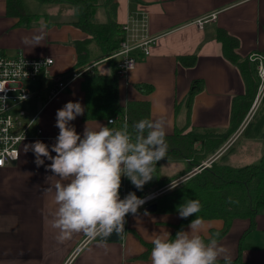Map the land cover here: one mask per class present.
Returning a JSON list of instances; mask_svg holds the SVG:
<instances>
[{"label": "crops", "instance_id": "crops-1", "mask_svg": "<svg viewBox=\"0 0 264 264\" xmlns=\"http://www.w3.org/2000/svg\"><path fill=\"white\" fill-rule=\"evenodd\" d=\"M91 1L97 6L94 20L106 22L107 0ZM25 2L29 5L31 0ZM111 2L116 7L117 24L122 26L130 20L134 24L136 21L138 24L144 22L146 34L158 38L148 56L140 50L133 51L137 60L133 70L126 76L117 74L121 107L127 110L131 101H148L151 119L165 120L166 135H173L177 129L185 133L212 134L213 137L227 132L234 99L245 93L246 86L238 66L224 57L222 44L217 39L218 32L225 30L239 40L236 52L242 58L252 53L264 54V0ZM35 14L38 17L31 23L19 25L18 18L7 14V0H0V55L16 57L22 53L54 60L53 65L37 77L40 80L36 81L35 96L31 99H35V103L28 111L25 110L29 117L37 115V124L31 135H35L37 127L42 130V135L23 142L18 160L0 168V264H151L152 248L148 250L145 244H152L156 233L167 231L172 235L181 220L179 214L146 212L145 207H140L137 214L129 213L125 217L119 241L107 244H101L99 238L89 240L82 233L60 243L56 238L58 230L50 226L56 204L54 191L46 192L45 189L54 186L58 177L46 170L51 161L44 158L45 164L37 167L34 153L31 150L26 152L24 146L40 140L51 150L59 134L55 126L56 112L69 101H78L84 108L83 115L71 122L81 136L86 126L96 129L98 123L111 129L114 127L108 119H84L86 102L82 71L74 73L76 77L64 91L46 100L53 79L68 76L77 64L75 43L92 37L74 25L77 18L71 7L47 3L44 12ZM212 14L216 15L215 20H209ZM204 18H208L206 23L199 27L197 20ZM42 22L47 24V35L41 45L33 48L22 43L23 37L36 34ZM89 48L95 54L90 66L103 75L117 73L119 57L107 59L95 43ZM193 56L196 63L191 67L182 65L178 60L179 57ZM254 75L258 84L255 72ZM199 80L202 81V88L194 95L190 105L188 97L192 83ZM141 84L152 86V91L143 93L139 88ZM44 91L46 96L42 95ZM37 99L42 100V105ZM245 117L216 150H211L210 144H203L202 141L194 144L197 155L203 158L200 164L223 161L232 167H242L264 158V119L253 130L250 124L242 127ZM51 154L55 156V153ZM172 163L182 165L167 175L166 170L172 168ZM189 167L190 161L186 159L158 162L154 172L157 180L144 185V196L162 192L168 184L187 178L197 166L190 171ZM160 181L167 183L160 186ZM201 222V235L205 238L210 237L212 231L224 227L220 219ZM188 226L184 231L189 230ZM250 226L249 219H236L228 233L219 240L229 249L232 263L241 255L243 264H264V210L256 216L254 229L249 230ZM219 264H224L223 260Z\"/></svg>", "mask_w": 264, "mask_h": 264}, {"label": "clouds", "instance_id": "clouds-1", "mask_svg": "<svg viewBox=\"0 0 264 264\" xmlns=\"http://www.w3.org/2000/svg\"><path fill=\"white\" fill-rule=\"evenodd\" d=\"M46 29L47 24L42 22L36 34L23 37L22 43L33 48L41 45ZM83 113L80 102H67L56 112L59 134L51 150L40 140L24 149L34 153L37 167L45 164L44 158L51 161L46 170L58 177L54 186L45 189L54 191L56 209L50 226L58 230L57 241L63 243L82 233L89 240L99 238L101 244H107L105 238L114 231L120 236L125 217L137 214L146 202L135 192L121 199V178L127 177L138 190L152 180L157 163L168 152L166 122L162 118L142 119L133 125L134 134L127 124L111 129L97 123L96 129L86 126L81 136L71 122ZM200 208L198 200H188L177 207V212L186 219L195 216ZM188 227V231H178L175 237L167 231L156 233L151 264H219L221 260L232 264V255L220 244L219 233L202 236L200 219L192 220Z\"/></svg>", "mask_w": 264, "mask_h": 264}, {"label": "trees", "instance_id": "trees-1", "mask_svg": "<svg viewBox=\"0 0 264 264\" xmlns=\"http://www.w3.org/2000/svg\"><path fill=\"white\" fill-rule=\"evenodd\" d=\"M48 4H61L71 7L75 11L77 18L74 25L88 33L92 38L75 43L78 53V62L72 68L68 76L82 71L85 78L83 90L85 93V115L86 120L109 119L112 117L119 120V127L124 114L127 115V125L130 133L134 134L133 125L142 119H151L150 103L148 101H131L127 110H124L119 103L117 88V73L113 75H103L95 67L90 66L94 53L89 46L92 43L101 47L106 57L116 52L123 40L121 26L115 20L116 7L111 0H107L108 19L106 22H96L94 14L96 4L91 0H36ZM7 14L19 19V25L29 24L35 20L36 15L25 0H7ZM218 41L222 44L224 57L231 63L238 66L245 83V93L234 99L231 113L230 128L223 134L213 137L212 134H202L197 131L185 133L184 130L177 129L173 135H166L168 152L166 158L160 161H175L186 159L190 161L189 171L198 166L202 157L197 155L194 148L197 141L203 144H210L211 150H216L223 144L229 135L239 126L249 111L257 92V82L252 68V63L248 57L242 58L237 52L239 40L229 35L225 30H219ZM184 66H194L196 57H179ZM202 81H194L189 93L188 103L190 104L194 95L202 88ZM143 93H150L152 86L141 84L139 86ZM191 105V104H190ZM159 161V162H160ZM129 183L130 180L128 179ZM167 182H159L160 186ZM132 186V185H131ZM146 189L138 190L134 185L131 192L142 198ZM231 198V202L229 201ZM188 200H198L201 208L195 216L181 218L179 224L174 228L172 237L178 231L190 224L194 219L213 220L220 219L224 227L219 231H212L211 236L219 233L218 239L224 237L232 222L236 219H249L251 226L255 227L256 216L264 210V158L258 163L232 167L226 163H213L211 167L203 169L195 174L185 183L171 192L157 198L154 203L158 213H176L177 207ZM148 250L153 244H145ZM232 264H243L241 255Z\"/></svg>", "mask_w": 264, "mask_h": 264}, {"label": "built area", "instance_id": "built-area-1", "mask_svg": "<svg viewBox=\"0 0 264 264\" xmlns=\"http://www.w3.org/2000/svg\"><path fill=\"white\" fill-rule=\"evenodd\" d=\"M207 19L197 20L196 23L199 27H202ZM215 19V14L209 17V20ZM121 29L123 32V40L118 50L108 56L107 59L119 57L120 61L117 65V74L119 76H126L134 69L137 63L136 58L133 56V51L140 50L144 56H148L158 38L146 34V25L144 22L138 24L136 21L134 24L130 20L124 23ZM248 59L255 65L258 86L254 101L242 123V127H246L250 123L253 114L264 100V54L252 53L248 56ZM53 63L54 60L50 57H29L22 53L16 57L0 55V168H4L18 160L19 148L23 142L42 135L40 127L35 129L34 136L31 135V130L37 124V115L29 117L27 112L21 108L23 103L31 100L35 96L29 88L25 87L24 82L36 80L40 73L48 70ZM74 77H76V74L54 78L47 91V100H51L64 91ZM110 121H114V123H109ZM118 121L115 117L108 119V123L114 129H121L127 124V115L124 114L119 127L117 126ZM212 163L213 161L202 164L211 167ZM193 176L191 174L187 178H182L181 180L168 184L162 192L157 191L143 196L142 198L146 202L141 207L148 206L162 194L175 189L171 187V184L174 187L177 184V186H180ZM121 179L120 196L125 197L131 192L132 186L127 177H122Z\"/></svg>", "mask_w": 264, "mask_h": 264}, {"label": "rangeland", "instance_id": "rangeland-1", "mask_svg": "<svg viewBox=\"0 0 264 264\" xmlns=\"http://www.w3.org/2000/svg\"><path fill=\"white\" fill-rule=\"evenodd\" d=\"M26 1H30V0H26ZM29 6H30V10H33L34 13L44 12V10L47 9V3H42V2H39L36 0H31V2H29ZM252 68H253L254 72L256 73L254 65L252 66ZM38 80H40V79L38 78L36 80L25 81L24 85H25V87L29 88L31 90V92L33 93V91L36 90V87H37L36 81H38ZM42 95L43 96L45 95V91ZM37 98H39V97H37ZM34 100H31L28 104H22L21 108L28 111L29 107H31V105L32 106L34 105V103H35ZM37 100H38V103L40 105H42V103H43L42 100L41 99H37ZM262 119H264V100H263L262 104L258 107V109L255 111V113L253 114L251 121L249 123L250 126L253 128V130L257 129V127L261 124ZM175 164H180V163H172V168L166 170L167 175L170 173H173L174 171H176V169H178L182 165V163H181V165H175ZM178 187L179 186L175 187V189Z\"/></svg>", "mask_w": 264, "mask_h": 264}, {"label": "water", "instance_id": "water-1", "mask_svg": "<svg viewBox=\"0 0 264 264\" xmlns=\"http://www.w3.org/2000/svg\"><path fill=\"white\" fill-rule=\"evenodd\" d=\"M206 168H208L206 166V164H200V165H198L197 167H195L193 169V173L192 174L195 175V174L201 172L203 169H206ZM156 180H157V176L154 174L152 180L150 182H148V183H154V182H156ZM156 209H157V206H156V204L154 202L149 204L148 206H146L144 208V210L146 212H156ZM105 239H106V242H118L119 239H120V236L114 231L109 237H107Z\"/></svg>", "mask_w": 264, "mask_h": 264}]
</instances>
